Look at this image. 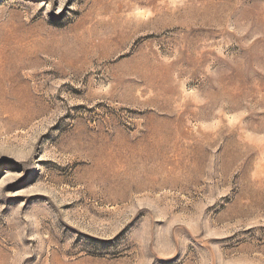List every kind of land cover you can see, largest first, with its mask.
I'll return each mask as SVG.
<instances>
[{
    "label": "rangeland",
    "instance_id": "374dc122",
    "mask_svg": "<svg viewBox=\"0 0 264 264\" xmlns=\"http://www.w3.org/2000/svg\"><path fill=\"white\" fill-rule=\"evenodd\" d=\"M0 264H264V0H0Z\"/></svg>",
    "mask_w": 264,
    "mask_h": 264
}]
</instances>
